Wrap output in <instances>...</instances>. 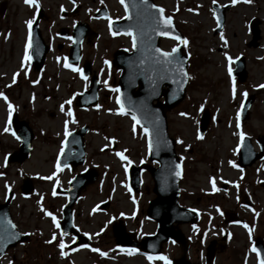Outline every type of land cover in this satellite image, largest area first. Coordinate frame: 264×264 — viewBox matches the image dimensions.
<instances>
[{
  "label": "rangeland",
  "instance_id": "1",
  "mask_svg": "<svg viewBox=\"0 0 264 264\" xmlns=\"http://www.w3.org/2000/svg\"><path fill=\"white\" fill-rule=\"evenodd\" d=\"M153 1L173 17L177 28L189 41L184 52L191 79L186 84L183 100L167 112L168 133L176 141L183 167L179 203L199 213L198 221L193 224L195 228L185 222L175 225L186 239V258L190 263L204 264L208 241L219 240L225 232L227 244L216 253L213 264H258L251 248L256 237L264 241V158L243 171L232 167L229 161L236 163L240 131L250 137L255 150H258L256 137L264 139V88L257 87L264 84V0L251 3L240 0L235 5L229 0H217L220 7L229 6L219 32L215 31L212 0ZM0 2L5 3L0 15V92L13 105L18 120L26 121L34 132L31 156L21 165L6 166L4 158L18 147V141L11 130L4 131L8 110L4 98L0 97V173H3L0 175V202L8 189L17 192L11 203L12 219L20 232L31 234L27 241L9 249L0 258V264H9V261L12 264H164L161 260L150 262L147 256L119 250L111 233V225L118 218L139 238L152 234L156 228L155 222L145 217L148 201L155 197L151 177L143 173V186L131 195L124 176L128 164L116 155L123 152L133 164L147 161L148 156L143 129L136 126L133 132L134 122L117 112V94L112 91L119 75L112 66L113 54L119 48L130 51L131 38L124 34L113 37L107 26L109 18L118 20L125 15L124 6L119 0H103V3L101 0H37L43 11L39 32L45 44L48 45L51 38L53 45H49L43 66L35 70L30 62L24 67L21 63L28 37L27 21L33 20L38 7L25 4L24 0ZM102 7L107 9L109 18L94 19V12ZM62 10L66 15L61 16ZM75 21L87 23L99 35L83 43L78 65L90 61L100 78L99 109L97 104L87 109L74 105L76 95L87 88L88 82L78 72L64 67L70 41L58 37L57 32L63 27L71 29ZM221 34L227 40L226 47ZM58 44H62L63 49L58 48ZM176 45L174 39L160 41L163 50ZM225 53L232 57L230 65ZM240 56H244L245 61L243 83H238L227 72L229 66L234 69V62ZM105 60L109 63L105 64ZM14 74H18L15 83L12 82ZM233 79L235 97L231 91ZM245 92L254 98L248 119L240 122L241 127L237 129L236 113L247 97L241 95ZM73 96L71 107L76 123H71V118L65 114L68 105L65 112L60 110V105ZM205 109L210 120L203 138L198 139V123ZM65 120L70 121L69 131L88 126L84 136L86 162L74 170L61 169L51 180L42 179L56 171V158L65 138ZM86 168H96L99 174L74 205L73 223L81 234L88 233L90 248L78 247L71 251L65 248L67 255L61 257L56 242L45 243L53 232L60 234L41 207L51 211L59 222L65 200L53 196L52 188L56 184L66 188L72 176ZM25 176L33 179L34 190L28 197L19 193L21 179ZM211 180L219 191H212ZM104 200H109L110 205L102 212L97 207ZM247 201L252 204L251 208L247 207ZM227 211L244 224L228 223L224 215ZM63 239L69 244L72 236L66 235ZM93 248L107 255L101 256L93 252ZM182 251L180 245L169 241L162 244L160 255L171 261L179 258Z\"/></svg>",
  "mask_w": 264,
  "mask_h": 264
},
{
  "label": "water",
  "instance_id": "2",
  "mask_svg": "<svg viewBox=\"0 0 264 264\" xmlns=\"http://www.w3.org/2000/svg\"><path fill=\"white\" fill-rule=\"evenodd\" d=\"M137 4L136 8L132 7V4ZM149 4H154L153 0H148ZM125 5L128 6V12L126 18L123 20L114 22L111 26L113 32L119 31L123 33L129 26H133V32L137 31L135 25L141 24L146 31L150 32V21L142 20L139 18L138 14L142 12V7L140 6L139 0H125ZM157 6V5H156ZM159 7V6H157ZM229 8V6L220 7L217 4L212 5V10L215 12V20H219L220 27H216L215 31L219 32L223 28L225 15L224 12ZM151 12H155L154 9H150ZM98 15H106L105 10H101ZM40 14L37 15L33 30L31 31V42H32V62L35 64L36 68H40L43 64L44 56L46 54L47 48L44 46L43 41L39 32L37 31V22L39 20ZM87 29V27H86ZM86 30L83 26L78 25L73 30L74 44L70 48L69 52V62L71 64H76L80 60V45L84 38ZM172 35L181 36L185 38L182 33L177 29L173 21V27L170 30ZM152 36V46L159 47L161 38H172L171 36L164 37L155 35L151 33ZM178 51L176 53L185 65V70L187 71V54L183 52L184 45L178 44ZM141 58V54L137 51L132 50V52H126L124 50H118L114 54L113 65L121 71L118 87L120 88V95L124 106L130 111L126 115L131 116V111H135L138 119L141 121L140 127H149V132L154 133L155 129H158L159 139L166 141V146L161 145L158 149L153 148L149 152V160L156 162L157 167H150L149 165L143 163L140 166L132 167L129 169V185L133 191H138L140 186L139 175L143 169H146L154 182L153 192L156 197L151 201L147 208V218L154 220L157 224L156 231L153 235L147 236L141 241H137L135 237L131 234L124 232V228L121 225L113 227V235L116 239V244L118 246H128L135 248L141 252H146L149 254H158L160 251V246L163 242L174 240L175 242L183 245L184 238L179 230L175 229L174 224L188 222L195 223L197 219V212L192 211L188 208H183L178 204L179 196V181L181 176L177 177L175 175V165L181 162L175 152V141L169 137L167 130V119L166 112L174 108L178 103H180L184 98V91L187 81L183 83L180 87L178 84L172 83L171 80H166L159 82L156 86L157 94H152V90L149 81L145 79V75L139 74L138 60ZM135 62V63H131ZM235 69H233L232 77H237L239 83H243L246 78L245 61L241 56L235 60ZM84 74L88 77L90 74V65L87 64L83 69ZM150 75V73H149ZM130 77L132 79L130 80ZM97 78L91 80L89 89L76 98V105L79 108H88L97 103V92L99 89V83H97ZM165 88V89H164ZM163 97L164 101L161 103L159 99ZM253 95L246 98L243 103V107L240 110V120L248 118V109L253 102ZM156 117H159L158 121ZM209 114L207 110H204L199 121V134L202 136L207 129L209 124ZM152 121L153 123H149ZM154 125V126H153ZM11 128L12 132L19 137L20 145L19 148L14 151L10 156L7 157L6 163H18L21 164L26 160L31 151V141L33 139V134L31 129L27 126L26 122L18 121L16 113L12 114L11 117ZM87 127H82L78 131L71 132V134L65 139L64 151L60 157L61 168L64 165H69L73 168L81 165L84 162V143L83 136L87 132ZM148 139V136H147ZM157 137L153 135V143L155 145ZM260 151L256 152L250 143L248 137H245L243 143H240V148L238 149V165L241 168H246L251 166L256 160L264 157V141L257 139ZM182 173V169H181ZM97 177V173L94 170L88 169L87 171L76 175L69 184L67 190H56V194L66 196L67 203L62 210V220L60 222V233L72 234L76 240V245L84 244L82 237L72 226V212L71 208L77 198L80 195L81 190H83L87 185L92 184ZM32 191V185L29 178L23 180L22 193L23 195H28ZM12 198V192H9L5 198L4 203L0 204V236H5V229L7 232H16L15 228L7 226V221H11L9 214V203ZM107 203H102L99 207L100 210H105L107 208ZM229 221H233L230 214L227 213ZM19 234V233H18ZM27 237L23 235H18L17 239L9 241L8 239H0V248L3 249V253L0 257L7 251V249L14 247L18 242L24 241ZM223 242L216 243L211 242L206 250V263L212 264L215 257L216 250H222L225 245V236L222 239ZM253 247L257 248V251L261 253L264 257V244L261 239H256ZM71 247H69L70 249ZM172 264H189L184 255L179 259H176Z\"/></svg>",
  "mask_w": 264,
  "mask_h": 264
},
{
  "label": "snow or ice",
  "instance_id": "3",
  "mask_svg": "<svg viewBox=\"0 0 264 264\" xmlns=\"http://www.w3.org/2000/svg\"><path fill=\"white\" fill-rule=\"evenodd\" d=\"M24 2L27 5H30V6L35 5L36 7H39L37 0H24ZM119 2L122 5H125V0H119ZM139 2H140V6L142 7V12L139 13L138 16L142 20L150 21V32L151 33H154L155 35H159V36H164V37L171 36L172 39L179 41L180 44H182L184 46L188 45L189 41L186 38H182L181 36L171 34L170 30L173 27V17L171 15H165V9L163 7H157L155 4H149L148 0H139ZM229 2L232 5H235L238 2H240V0H229ZM243 2L244 3H251L252 0H243ZM101 3H103V0H101ZM212 3L216 4L217 0H212ZM132 7L136 8L137 4L133 3ZM150 9H154L155 12H151ZM189 11H192V9H189ZM127 12H128V6L125 5V13L127 14ZM213 15L214 16L216 15L215 12H213ZM32 24H33V21L31 19L27 21V27L29 29L28 41L24 46V53H23V60L21 63V67H24L25 63L31 61V59H32V56L30 55V49L32 46V42H31ZM111 24H112V21L109 18L110 31H111ZM132 27L133 26H129L123 32V34L131 38L132 50L137 51L141 54V58H139V60H138L139 74L145 75V79L149 81V84H150V87L152 90V94H157L156 86L159 82L171 80L172 83L178 84L180 87H182L184 82L191 79V77L189 76V73L185 70L184 62L179 57H177V55H176L179 45L172 47V49L170 51H164L159 47H153L152 43H151L152 36H151L149 31H146L141 24L135 25V27L137 28L136 32H133ZM217 27L218 28L220 27V23H219L218 19H217ZM118 34H120L119 31L112 32V35H114V36L118 35ZM69 39H71V37H69ZM220 39L222 41H224V45L226 47L227 46V40L225 39L223 34H221ZM225 56H226V59L229 61V65H230L231 61H232V57H229L227 55V53H225ZM104 63L108 64L109 62L107 60H105ZM131 63H135V62H131ZM64 67L65 68H71L73 72H78L80 74L81 78L83 80L87 81L88 77L84 74L83 70L78 68V67H73L71 64L68 63L67 59H65V61H64ZM227 72H228V75L230 77H232L233 69L231 66H229L227 68ZM149 73H150V75H149ZM17 75L18 74L13 75V77H12L13 83L16 82V76ZM24 75L27 76V72H25ZM131 79H132V77H130V80ZM99 82L100 81H97V83H99ZM33 83H36V81H33ZM104 84H105V86H107L108 82L105 80ZM257 87L264 88V84L258 85ZM112 91L119 93L120 88L119 87L113 88ZM231 91H232L233 97H235L236 86H235V80L234 79L232 81ZM241 95L247 96V93L245 92V93H242ZM0 97H3L5 102L7 103L8 123H7L6 127L4 128V131L8 132L11 129V117H12V113H13V105L10 102H8L7 96H5L3 92H0ZM73 99H74V96L65 100L60 105V110H61V112H65V105H68L69 107H67L65 114L71 118V123H76V120H75L74 114H73V109L71 107ZM115 100H116V104L119 105L117 112L120 115H125V114H127L128 111H130V109L126 110L124 103L121 100L120 95H117ZM100 107L101 106L99 104L96 105L97 109H99ZM200 107H201V109H203V105H201ZM241 107H243V102L241 103ZM180 115L184 116V115H186V113H180ZM131 118H132V121L134 122L132 130H133V132H135L136 126L139 125L141 123V121L138 119L135 111H131ZM158 119H159V117H156L157 121H158ZM69 122H70L69 120L64 121V136H65V138H67L71 134L69 131V128H68ZM149 123H153V122L149 121ZM235 126L237 129H240V127H241L240 112L239 111L236 113V125ZM143 132L145 133V135L148 136L147 148H148L149 152H151L154 147H156L158 149L161 145L166 146L167 142L159 139L158 129H155L154 133H150L149 127H144ZM12 134L14 136L16 135L14 132ZM153 135H155L157 137L155 145L153 143ZM238 135H239L240 142L243 143V141L245 139V133L243 131H240L238 133ZM197 138L202 139L203 137L200 136V134L198 133ZM17 139H19V137H17ZM177 143H183V141L177 140ZM239 148H240V144H237V149H239ZM63 151H64V149H63V147H61L60 152L63 153ZM116 155L118 157H120V159L122 161H126L128 165H130L132 163V161L129 160L128 157L125 156L123 152H116ZM5 159H7V157ZM181 159H183V157H181ZM141 162H143V161H141ZM229 164H231V166L234 168L238 167V165L232 161H229ZM64 167H67V165L65 164ZM55 168H56V171H54L52 173V175H50L48 177H42V179L51 180L53 178V176L56 175V172L61 171L59 156L57 157V163L55 165ZM175 169H176L175 175L177 177L181 176V165L179 163H177L175 165ZM241 171H243V170L241 169ZM125 172H127V167H125ZM0 175H3V173H0ZM210 182L212 184V191L213 192L219 191V189L216 188L215 181L211 180ZM225 183H227V181H225ZM5 187L9 188V186L7 184L5 185ZM129 191H131L130 188H129ZM52 195L55 196L56 192L53 191ZM38 203H39V201H38ZM41 211L43 212V214L45 216L51 218L52 224L55 226V228L59 229L61 227L58 220H57V217L51 211H47V210L43 209V207H41ZM93 211H95V209H93ZM192 211H196V210L192 209ZM121 215H123V213ZM237 223H239V222H237ZM7 226H9L13 229L16 228V225L13 224L10 220L7 221ZM193 227L195 228V225H193ZM244 227L247 228L248 225L245 224ZM4 231H5L6 235L0 236V239L6 238L9 241L17 239L18 235H29V233H19L18 234L16 232H7V229H5ZM65 235H67V233H61L58 236V234L56 232H53L51 234V238L49 240L45 241V243H47V244H52L53 242H56L57 247L59 249V254L61 257H64L67 255V252L65 251V248L67 247V245L65 243V240L63 239V236H65ZM84 235L87 236L88 233H85ZM249 236L251 238V233H249ZM72 240L74 242L75 238L73 237ZM80 247L86 248V247H88V245H81ZM92 251L93 252H99L101 256L107 255L106 252H102L96 248H93ZM122 251H123V249H122ZM127 251L129 252V254H131V253L137 252L138 250L135 248H131V249H128ZM251 251L256 253L258 264H264V257H262L261 253L259 251H257V248L252 247ZM2 253H3V249L0 248V254H2ZM147 259L150 262L155 259V260L163 261L164 264H172V262L165 255H159V256L149 255V256H147ZM9 264H12V261H9Z\"/></svg>",
  "mask_w": 264,
  "mask_h": 264
},
{
  "label": "flooded vegetation",
  "instance_id": "4",
  "mask_svg": "<svg viewBox=\"0 0 264 264\" xmlns=\"http://www.w3.org/2000/svg\"><path fill=\"white\" fill-rule=\"evenodd\" d=\"M77 21H75L74 23H73V25L71 26V29H68V28H64V30L66 31V36L65 37H61V38H67L69 41H70V44H71V39H69V37H71V30H72V28H73V26H74V24L76 23ZM57 34H59V32H57ZM58 37H60V36H58ZM48 41H49V44L48 45H53V42H50L51 41V38H49L48 39ZM89 42L90 40H87V39H84V41H83V43H85V42ZM70 44H69V46H70ZM57 47L58 48H60V49H63V45L62 44H58L57 45ZM49 48H50V46H49ZM69 48V47H68ZM68 52V51H67ZM92 69H93V66H92ZM93 72L94 73H96L95 71H94V69H93ZM88 82V81H87ZM100 93V92H99ZM99 98H100V94H99ZM62 146H63V142H62ZM61 153V152H60ZM72 170V169H71ZM99 173V172H98ZM75 175V174H74ZM73 175V176H74ZM127 183V182H126ZM58 186H59V184H58ZM60 188H65V187H61V186H59ZM128 230V229H127Z\"/></svg>",
  "mask_w": 264,
  "mask_h": 264
}]
</instances>
